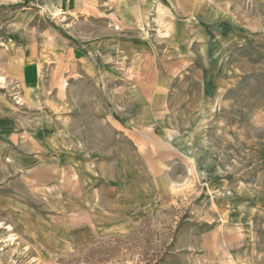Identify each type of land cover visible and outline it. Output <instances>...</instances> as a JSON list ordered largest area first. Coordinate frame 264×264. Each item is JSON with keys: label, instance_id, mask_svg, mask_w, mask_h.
<instances>
[{"label": "rangeland", "instance_id": "374dc122", "mask_svg": "<svg viewBox=\"0 0 264 264\" xmlns=\"http://www.w3.org/2000/svg\"><path fill=\"white\" fill-rule=\"evenodd\" d=\"M140 1L0 0V129L73 155L0 161V264H264V0Z\"/></svg>", "mask_w": 264, "mask_h": 264}, {"label": "crops", "instance_id": "0c3cea01", "mask_svg": "<svg viewBox=\"0 0 264 264\" xmlns=\"http://www.w3.org/2000/svg\"><path fill=\"white\" fill-rule=\"evenodd\" d=\"M153 1V0H152ZM81 0H58V5L61 6V10L64 12L65 15L68 14H74L79 15L81 13L82 4L80 3ZM156 1L154 0L152 4H149V8L153 9L154 14H158L160 11L159 8L156 7ZM137 6H133V9L137 12H139V9H142L143 5H147L146 2H142L139 0V2L136 4ZM158 11V12H157ZM58 12L57 15H59L61 12ZM78 12V13H77ZM70 20L75 22V19L70 17ZM52 29L47 30L45 33H43L41 41L42 42H48L50 41V35H52ZM28 39V37H26ZM114 40H109V38H105L102 43H100V47L106 46L110 47L113 46ZM31 43V42H30ZM28 44V43H27ZM26 48H29L28 46ZM25 51V50H24ZM20 49L19 53L20 55H23L22 58L20 55H14L13 57H10V61L8 62V69L10 73L13 74V77L18 79V81L25 87L26 89H33L31 88V85H33L36 81V74L34 71L35 61L29 60V58L24 57L25 52ZM32 51V50H31ZM73 57L75 59L77 58H84L86 57V54H83L84 51L81 48L74 47L73 48ZM115 55L114 52H109V54ZM126 54H122V57ZM112 55V56H113ZM129 55V51H128ZM19 56V58H18ZM39 68V67H38ZM39 71V70H38ZM39 82V78L38 81ZM67 82L63 81L60 85L61 91H65ZM20 132L16 133V129H9V130H1L0 129V161H7L4 165L5 167L10 168V166H13L14 168L18 167L19 172L17 174H21V177L28 180L29 177H39L42 176V174L48 175L49 173H54V179L56 183L57 182V164L56 162H52L50 159L53 157H68L73 156L72 154H57L56 150L51 151V146L53 144H50V142H46L43 140L44 134L37 132H32V137L25 135H19ZM46 143V144H45ZM51 148V150L49 149ZM4 150V153H3ZM47 150V151H46ZM47 154V155H46ZM77 156V155H75ZM44 158V159H43ZM45 158H48V162ZM10 160H13L14 163L9 162ZM16 163V164H15ZM45 175V176H46ZM37 180V179H36ZM39 185H43V183H39Z\"/></svg>", "mask_w": 264, "mask_h": 264}, {"label": "bare ground", "instance_id": "6f19581e", "mask_svg": "<svg viewBox=\"0 0 264 264\" xmlns=\"http://www.w3.org/2000/svg\"><path fill=\"white\" fill-rule=\"evenodd\" d=\"M11 1H15L16 2L17 0H11Z\"/></svg>", "mask_w": 264, "mask_h": 264}]
</instances>
